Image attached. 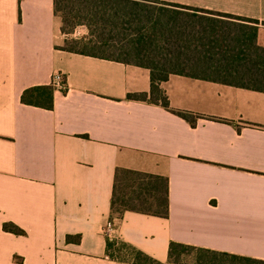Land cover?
<instances>
[{
  "label": "crops",
  "instance_id": "obj_1",
  "mask_svg": "<svg viewBox=\"0 0 264 264\" xmlns=\"http://www.w3.org/2000/svg\"><path fill=\"white\" fill-rule=\"evenodd\" d=\"M162 1L258 21L264 47V0ZM65 39L54 0H0V264H134L109 258L103 234L117 169L169 182V218L127 212L118 244L163 264L172 242L264 262V93L171 75L165 109L128 98L150 95L149 69ZM57 73L52 110L22 103Z\"/></svg>",
  "mask_w": 264,
  "mask_h": 264
},
{
  "label": "trees",
  "instance_id": "obj_2",
  "mask_svg": "<svg viewBox=\"0 0 264 264\" xmlns=\"http://www.w3.org/2000/svg\"><path fill=\"white\" fill-rule=\"evenodd\" d=\"M54 12L66 36L61 50L150 70V95L132 94L129 99L169 109V100L160 86L171 75L264 93V47L259 42L258 21L162 0H54ZM78 27H85L88 35L70 38ZM53 93L51 86L32 88L23 94L22 103L52 110ZM173 113L191 125H196L199 118ZM127 212L168 219V179L117 169L110 221L122 219ZM3 228L16 236L26 235L12 223ZM74 240L79 243L80 237H67L68 243ZM126 255H131L134 264H163L132 247L107 241L109 258L122 260ZM168 257L169 264H184L187 258H192L193 264H264L174 242Z\"/></svg>",
  "mask_w": 264,
  "mask_h": 264
},
{
  "label": "built area",
  "instance_id": "obj_3",
  "mask_svg": "<svg viewBox=\"0 0 264 264\" xmlns=\"http://www.w3.org/2000/svg\"><path fill=\"white\" fill-rule=\"evenodd\" d=\"M51 87L55 90L64 91L66 90V79L61 73H57L53 76ZM104 236L111 242H119V239L116 236V228L112 221L108 222V224L103 229Z\"/></svg>",
  "mask_w": 264,
  "mask_h": 264
},
{
  "label": "rangeland",
  "instance_id": "obj_4",
  "mask_svg": "<svg viewBox=\"0 0 264 264\" xmlns=\"http://www.w3.org/2000/svg\"><path fill=\"white\" fill-rule=\"evenodd\" d=\"M88 32V30L85 27H78L73 35L70 36V38H74V39H81L86 37L85 33ZM192 258H187L184 260V264H193V261L191 260Z\"/></svg>",
  "mask_w": 264,
  "mask_h": 264
}]
</instances>
